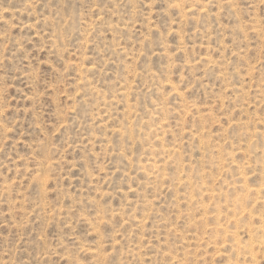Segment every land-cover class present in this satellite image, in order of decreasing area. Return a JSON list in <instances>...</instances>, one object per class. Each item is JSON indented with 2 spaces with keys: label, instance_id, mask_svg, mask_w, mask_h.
<instances>
[{
  "label": "rangeland",
  "instance_id": "obj_1",
  "mask_svg": "<svg viewBox=\"0 0 264 264\" xmlns=\"http://www.w3.org/2000/svg\"><path fill=\"white\" fill-rule=\"evenodd\" d=\"M0 264H264V0H0Z\"/></svg>",
  "mask_w": 264,
  "mask_h": 264
}]
</instances>
